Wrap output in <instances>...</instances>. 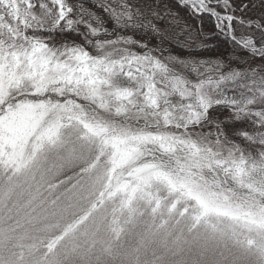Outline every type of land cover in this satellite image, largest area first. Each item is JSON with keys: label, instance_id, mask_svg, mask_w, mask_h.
Wrapping results in <instances>:
<instances>
[{"label": "snow or ice", "instance_id": "6c2138e0", "mask_svg": "<svg viewBox=\"0 0 264 264\" xmlns=\"http://www.w3.org/2000/svg\"><path fill=\"white\" fill-rule=\"evenodd\" d=\"M0 264H264V0H0Z\"/></svg>", "mask_w": 264, "mask_h": 264}, {"label": "trees", "instance_id": "16d2710c", "mask_svg": "<svg viewBox=\"0 0 264 264\" xmlns=\"http://www.w3.org/2000/svg\"><path fill=\"white\" fill-rule=\"evenodd\" d=\"M206 56L213 55V53H205Z\"/></svg>", "mask_w": 264, "mask_h": 264}]
</instances>
